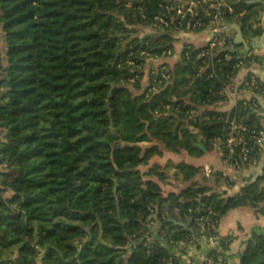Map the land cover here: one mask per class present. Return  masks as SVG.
<instances>
[{
  "label": "trees",
  "instance_id": "trees-1",
  "mask_svg": "<svg viewBox=\"0 0 264 264\" xmlns=\"http://www.w3.org/2000/svg\"><path fill=\"white\" fill-rule=\"evenodd\" d=\"M167 1L0 0V264H182L173 243L217 235L235 205L263 209L255 185L232 195L195 182L162 189L167 171L151 163L160 143L212 150L213 117L226 114L215 103L238 72L234 53L198 57L183 43L201 29L182 33ZM230 1L245 24L251 6ZM176 166L184 181L202 171ZM238 264H264V234Z\"/></svg>",
  "mask_w": 264,
  "mask_h": 264
},
{
  "label": "crops",
  "instance_id": "crops-1",
  "mask_svg": "<svg viewBox=\"0 0 264 264\" xmlns=\"http://www.w3.org/2000/svg\"><path fill=\"white\" fill-rule=\"evenodd\" d=\"M233 1L236 2L237 0ZM228 3L231 7V9L228 10L230 15H225L222 23L225 26L227 34L232 39L231 46H235L238 50V52L234 54L237 59H243L245 62V65H243L241 69L247 68L248 72L244 75L249 73L255 74L264 83V46L262 48H254L249 51L246 58H243L242 56L245 53V48L242 44L234 45L237 32L233 28L235 25L240 26L242 28V36L247 42L250 41L248 31L250 30L254 32L256 37H259L262 43H264V40H262L264 36V25L261 16L259 20V12L262 11L264 14V5L251 4L250 10L253 15L245 24H243L241 17L244 12H234L232 1L228 0ZM247 28L249 29L247 30ZM256 29H259L258 32ZM209 36L210 30L205 28L195 35H186L185 39L201 45L208 41ZM174 50L179 52L180 44H176ZM169 61L172 62L173 60L170 58ZM244 97L247 99L254 98L256 100V109L255 113L252 115V121L264 130V93L253 94L247 92L244 95H238V98ZM233 103L234 100L230 98L226 106L231 108ZM189 128L193 132L198 131L197 126L189 125ZM198 137V140L201 141V134L198 135ZM200 147L203 148V145ZM168 152L174 155L180 154L181 159L178 162L184 160L190 164L202 167L201 173L190 181H184L181 173L178 171L181 175V182H173L174 187L182 188L185 185L195 182L198 185L210 186L213 191L219 193L225 192L227 195H232L240 194L245 187L255 185L260 192L264 193V149L256 163L244 164L239 169H227V171L220 153L215 147H213L212 150H204L203 154L200 156L191 155L185 150L180 152ZM205 167H211L213 172L210 175H206ZM175 168L178 170L176 163ZM224 171L226 172V175H223ZM169 191L178 190L174 189L168 190V192ZM262 207V210H258L255 205L250 203L235 205L229 208L220 217L216 229L217 239H210L209 236L202 234L201 230V233L199 232V235H201L198 236L196 240L173 243L170 250L174 255L181 258L182 264H201L208 256L210 250L217 252L226 264H238L241 252L252 235L264 234V200L262 202ZM222 239L228 243L227 246L221 244Z\"/></svg>",
  "mask_w": 264,
  "mask_h": 264
},
{
  "label": "built area",
  "instance_id": "built-area-1",
  "mask_svg": "<svg viewBox=\"0 0 264 264\" xmlns=\"http://www.w3.org/2000/svg\"><path fill=\"white\" fill-rule=\"evenodd\" d=\"M163 7V11L172 13L171 21L182 33H192L205 28L210 30L208 41L205 44H196L197 48L202 49L198 57L203 53L212 56L215 52L223 51L231 46L232 39L222 23L225 12L231 9L228 0H168ZM155 18L166 26L170 24L163 13L156 15ZM183 43L189 46L193 42L184 39ZM173 51L174 49H168L163 54L171 55ZM228 57L229 55H225V58ZM217 61H220V58ZM243 65H245L244 60L238 59L236 63L238 71ZM215 72L212 66V73ZM170 77L168 73V80ZM247 92L264 93V83L255 74L249 73L238 81L234 80L233 84H225L222 89L224 98L215 103L217 110H220L228 104L230 98L234 100L233 106L223 111L225 115L213 117L219 122L213 137V147L220 153L226 171L239 169L244 164L256 163L264 149V130L252 121L256 100L238 98V95H244ZM212 172L211 167H205L206 175ZM223 175H226L225 171ZM209 238L215 240L217 235H209ZM220 259L222 257L217 253L207 256L203 264H220Z\"/></svg>",
  "mask_w": 264,
  "mask_h": 264
},
{
  "label": "water",
  "instance_id": "water-1",
  "mask_svg": "<svg viewBox=\"0 0 264 264\" xmlns=\"http://www.w3.org/2000/svg\"><path fill=\"white\" fill-rule=\"evenodd\" d=\"M245 3L248 4V5H251V4H262L264 5V0H245ZM263 12L260 11L259 12V20H260V16L262 17V22H263V25H264V16H263ZM235 30H236V39L234 40V45H239V44H242L245 48V53L243 54V58H246L247 54L249 53V51L253 50L254 48H262L264 46V43H262V41H260L259 37H256L254 35V32L253 31H250L248 30L249 28H247V30L249 31V35H250V41L247 42L246 39L242 36V28L238 25H235L233 27ZM262 40H264V36L262 38ZM224 51H229V52H233V53H237L238 50L235 46H228L224 49ZM248 72V69L247 68H243L241 69L236 77H235V81H238L239 79H241L245 73ZM229 107L228 106H225L223 108H221L220 110L221 111H226L228 110ZM197 145L198 146H202L201 142L198 140L197 142ZM173 220V222L175 224H178L181 226V228L179 230H183V229H187L189 230V220L187 219L186 221H176L174 219H171Z\"/></svg>",
  "mask_w": 264,
  "mask_h": 264
},
{
  "label": "rangeland",
  "instance_id": "rangeland-1",
  "mask_svg": "<svg viewBox=\"0 0 264 264\" xmlns=\"http://www.w3.org/2000/svg\"><path fill=\"white\" fill-rule=\"evenodd\" d=\"M159 61H161V60H159ZM159 61H156L155 65H159V63H160ZM165 77H166L165 79H167L168 75L166 74ZM144 79H146V78H144ZM155 142H157V141H155ZM140 144L143 145V146H146V145H150L151 142L144 141V142H140ZM160 147L164 151L163 155H159V156L154 157L153 160L151 161V163H155V162L159 163L168 172L167 173V175H168L167 178L160 182L161 186H162V189H163L164 193L166 194L168 192V190H174V189L179 190L180 189L179 187L178 188L174 187V183L175 182L176 183H180L181 182V175L178 172V170L175 168V163H177L181 159V155L180 154L174 155V154L169 153L165 149V146L162 143H160ZM151 163H150V165H151ZM148 166L149 165H142L141 168L144 170ZM151 225H155V224L151 223ZM145 234L147 236V239H149V240H153L156 237L154 234H152V235L148 234V233H145Z\"/></svg>",
  "mask_w": 264,
  "mask_h": 264
}]
</instances>
